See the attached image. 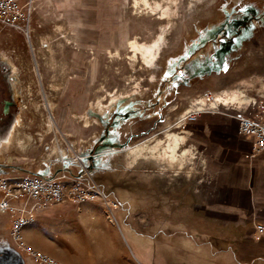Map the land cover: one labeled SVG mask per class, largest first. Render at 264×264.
Listing matches in <instances>:
<instances>
[{
  "label": "rangeland",
  "instance_id": "obj_1",
  "mask_svg": "<svg viewBox=\"0 0 264 264\" xmlns=\"http://www.w3.org/2000/svg\"><path fill=\"white\" fill-rule=\"evenodd\" d=\"M31 1L28 38L0 24V100L16 103L0 130V174L80 175L83 150L109 209L125 212L159 264L161 243L174 246L177 228L191 233L192 214L208 216L209 197L223 192L216 126L264 98V0ZM223 93L220 114L209 95ZM197 100L206 111L190 120ZM8 201L16 210L0 209V264H21L10 227L32 199ZM89 256L109 264L105 248Z\"/></svg>",
  "mask_w": 264,
  "mask_h": 264
},
{
  "label": "crops",
  "instance_id": "obj_2",
  "mask_svg": "<svg viewBox=\"0 0 264 264\" xmlns=\"http://www.w3.org/2000/svg\"><path fill=\"white\" fill-rule=\"evenodd\" d=\"M223 119L215 128L210 151L223 192L209 197L213 206L208 216L192 214L191 233L177 228L174 246L161 243L159 264H264V230L259 233L255 228L264 227V154L246 157L252 152L253 137L239 132L237 119ZM113 216V221L105 216L97 201H66L39 212L23 234L58 264H95L89 249L96 246L107 251L103 263L131 264L133 258L139 264H154L155 248L139 242L125 212L118 209ZM118 231L127 234L135 251L121 243ZM18 253L21 264H36Z\"/></svg>",
  "mask_w": 264,
  "mask_h": 264
},
{
  "label": "built area",
  "instance_id": "obj_3",
  "mask_svg": "<svg viewBox=\"0 0 264 264\" xmlns=\"http://www.w3.org/2000/svg\"><path fill=\"white\" fill-rule=\"evenodd\" d=\"M34 11L32 1L19 4L16 0H0V24L14 30H18L28 38L30 35V21ZM212 99L211 107L214 111L222 113L219 105L226 102V93L221 96L210 94ZM255 99V98H254ZM253 99L252 106L257 107L254 112L248 115L235 111L231 118L238 120L240 133L253 137L252 152L246 157L257 154H264V98L256 102ZM194 106L187 110L186 115L190 120H195L199 114L206 111L205 102L197 100ZM223 114V113H222ZM81 149L75 152L76 159L81 163L80 175L67 173L65 168H60L56 175L40 177L33 175L8 176L0 175V209L14 212L16 208L9 203V199L26 197L32 199L28 209H18L19 215L12 220L11 236L15 244L14 248L30 257L36 264H58L57 261L47 253L34 248L23 236V228L30 224L37 212L43 211L51 205L60 204L66 201L79 203L84 201L102 200L107 208L109 205L116 207L114 202L108 203L100 187L93 180L90 172L83 166ZM83 177H88L86 180ZM108 203V204H107ZM109 215L113 213L109 209ZM114 220V219H113ZM256 230L262 233L264 227L261 224L255 225Z\"/></svg>",
  "mask_w": 264,
  "mask_h": 264
},
{
  "label": "flooded vegetation",
  "instance_id": "obj_4",
  "mask_svg": "<svg viewBox=\"0 0 264 264\" xmlns=\"http://www.w3.org/2000/svg\"><path fill=\"white\" fill-rule=\"evenodd\" d=\"M0 104V130H3L12 115V110L15 108L16 103L7 97L3 100H0Z\"/></svg>",
  "mask_w": 264,
  "mask_h": 264
},
{
  "label": "bare ground",
  "instance_id": "obj_5",
  "mask_svg": "<svg viewBox=\"0 0 264 264\" xmlns=\"http://www.w3.org/2000/svg\"><path fill=\"white\" fill-rule=\"evenodd\" d=\"M137 46H138V45H137ZM135 47H136V46H135ZM135 47H134V48H135ZM139 49H140V48H139ZM137 50H138V49H137ZM137 50H136V51H137ZM152 50H153V46H151V47H145V52H144V53H146V54H148V55L154 54V53L152 52ZM138 51H139V50H138ZM141 52H142V51H141ZM152 57H154V56H152ZM176 146H177V144L175 145L174 148L172 147V148H173V149H172L173 152H175ZM172 151H171V152H172ZM109 217H110L111 221H113L114 218H113L111 215H109Z\"/></svg>",
  "mask_w": 264,
  "mask_h": 264
},
{
  "label": "trees",
  "instance_id": "obj_6",
  "mask_svg": "<svg viewBox=\"0 0 264 264\" xmlns=\"http://www.w3.org/2000/svg\"><path fill=\"white\" fill-rule=\"evenodd\" d=\"M1 175V174H0ZM33 176H35V175H33Z\"/></svg>",
  "mask_w": 264,
  "mask_h": 264
}]
</instances>
